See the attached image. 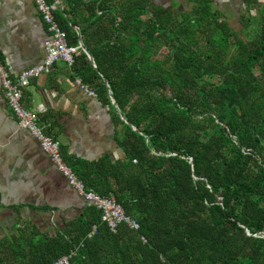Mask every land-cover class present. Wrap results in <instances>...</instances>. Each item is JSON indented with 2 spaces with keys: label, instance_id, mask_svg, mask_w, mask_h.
<instances>
[{
  "label": "trees",
  "instance_id": "16d2710c",
  "mask_svg": "<svg viewBox=\"0 0 264 264\" xmlns=\"http://www.w3.org/2000/svg\"><path fill=\"white\" fill-rule=\"evenodd\" d=\"M191 1L181 19L150 0L57 9L68 44L81 20L106 36L84 42L96 68L79 49L71 69L109 106L123 152L86 165L63 157L139 229L110 231L91 204L52 234L19 226L0 239V264H51L71 251L70 264H264V0H242L239 29L212 0Z\"/></svg>",
  "mask_w": 264,
  "mask_h": 264
},
{
  "label": "crops",
  "instance_id": "0c3cea01",
  "mask_svg": "<svg viewBox=\"0 0 264 264\" xmlns=\"http://www.w3.org/2000/svg\"><path fill=\"white\" fill-rule=\"evenodd\" d=\"M54 1L62 12L65 0ZM224 1L238 13L242 0H212V5L220 11L219 3ZM150 5L177 18L193 7L191 0H150ZM79 9L85 12L81 15H87L84 7ZM95 28L82 20L73 25L76 45L82 42L85 46V40L90 46L105 42V34H94ZM47 38L34 0H0V57L14 74L42 61ZM75 77L71 67L55 62L47 74L32 79L25 88L24 105L29 109L42 107L48 132L60 141L61 151L70 162L86 165L102 158L111 162L122 158L109 106L97 94L83 90L74 82ZM2 90L0 85V239L16 233L23 224L52 234L64 222L80 217L91 204L68 184L38 141L18 126Z\"/></svg>",
  "mask_w": 264,
  "mask_h": 264
},
{
  "label": "built area",
  "instance_id": "2783aa9c",
  "mask_svg": "<svg viewBox=\"0 0 264 264\" xmlns=\"http://www.w3.org/2000/svg\"><path fill=\"white\" fill-rule=\"evenodd\" d=\"M36 8L45 24L48 38L44 43V56L41 62L27 67L18 73H13L0 57V85L3 97L10 111L15 115L17 124L26 130L39 143L41 149L55 165L57 170L65 177L68 184L76 193L90 202L100 211V219L110 231L115 232L119 224H125L131 230H138V221L126 214L121 204L110 196L100 195L92 189L86 188L84 183L77 177L66 163L61 151L60 141L48 132L49 123L41 116L42 107L29 109L23 103V91L30 84L31 80L42 74H47L52 65L57 61H63L71 67L75 55L79 52L80 46L70 45L66 40V33L55 19L57 11V1L47 2L46 0H34ZM76 76L74 82L83 90L95 96L96 93L87 84L80 81ZM96 230V225H92L88 236ZM144 242V236L140 235ZM75 252L71 251L54 260L51 264H70V258Z\"/></svg>",
  "mask_w": 264,
  "mask_h": 264
},
{
  "label": "rangeland",
  "instance_id": "374dc122",
  "mask_svg": "<svg viewBox=\"0 0 264 264\" xmlns=\"http://www.w3.org/2000/svg\"><path fill=\"white\" fill-rule=\"evenodd\" d=\"M229 2L225 1L223 3H219L218 8L220 9V11L222 12V15L224 16V18L229 22V24L235 28V29H239L240 28V23L238 21V15H239V11L244 9V6H240V8H238V13L235 10V7H231V5L229 6L228 4ZM256 6L254 7L255 11ZM181 17H178V19H180ZM167 50L166 48L162 45L159 47V49L156 51V57L157 58H163L166 54Z\"/></svg>",
  "mask_w": 264,
  "mask_h": 264
},
{
  "label": "water",
  "instance_id": "95a60500",
  "mask_svg": "<svg viewBox=\"0 0 264 264\" xmlns=\"http://www.w3.org/2000/svg\"><path fill=\"white\" fill-rule=\"evenodd\" d=\"M80 48L84 51V53L89 57V59L91 60V62L93 63V60L87 50V48L82 44V42H80L79 44ZM109 95H110V99H111V104L112 106L114 107V109L119 113L120 117L126 122L127 120L124 118V115L123 113L119 110L118 106L116 105L115 101H114V98L112 97L111 93L109 92ZM132 129L135 130V128L132 126ZM249 234V233H248ZM262 236L264 237V233L262 232Z\"/></svg>",
  "mask_w": 264,
  "mask_h": 264
}]
</instances>
